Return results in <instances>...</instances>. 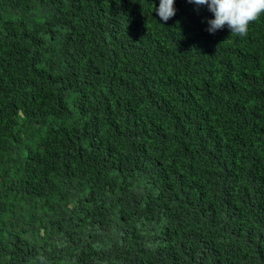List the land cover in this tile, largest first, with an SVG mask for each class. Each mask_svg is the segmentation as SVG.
Instances as JSON below:
<instances>
[{"label":"trees","instance_id":"obj_1","mask_svg":"<svg viewBox=\"0 0 264 264\" xmlns=\"http://www.w3.org/2000/svg\"><path fill=\"white\" fill-rule=\"evenodd\" d=\"M158 6L0 0V264H264V13Z\"/></svg>","mask_w":264,"mask_h":264},{"label":"clouds","instance_id":"obj_2","mask_svg":"<svg viewBox=\"0 0 264 264\" xmlns=\"http://www.w3.org/2000/svg\"><path fill=\"white\" fill-rule=\"evenodd\" d=\"M199 6H206L212 13L207 19V31L215 33L225 26L231 34L245 36L248 26L264 13V0H188ZM175 0H159V6L154 10L161 21H167L175 15ZM162 25V24H161Z\"/></svg>","mask_w":264,"mask_h":264}]
</instances>
